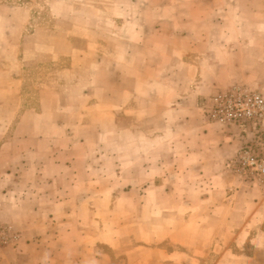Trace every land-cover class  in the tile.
<instances>
[{
	"label": "rangeland",
	"instance_id": "rangeland-1",
	"mask_svg": "<svg viewBox=\"0 0 264 264\" xmlns=\"http://www.w3.org/2000/svg\"><path fill=\"white\" fill-rule=\"evenodd\" d=\"M226 1L0 0V123L12 129L31 112L26 130L43 138L27 171L38 205L51 208L19 218L3 206L19 235L3 248L18 245L25 221L43 232L46 264H264V184L226 164L239 193L200 198L212 194L211 171L202 184L197 164L156 151L131 113L133 103L146 107L133 87L143 98L166 80L147 62L165 31L180 30L174 18H211ZM3 191L6 205L20 202Z\"/></svg>",
	"mask_w": 264,
	"mask_h": 264
},
{
	"label": "crops",
	"instance_id": "crops-1",
	"mask_svg": "<svg viewBox=\"0 0 264 264\" xmlns=\"http://www.w3.org/2000/svg\"><path fill=\"white\" fill-rule=\"evenodd\" d=\"M225 6L211 18H174L180 30L165 31L158 40L162 51L147 62L150 67L162 66L166 80L156 81L152 91L143 98L135 96V87L131 90V99L146 101L145 109L136 108L133 103L131 113L133 117L136 115L138 126L146 130L148 144L163 156H180V164H197L202 184L203 178L208 177L203 171H211L213 179L208 180L212 194L200 193V198L207 200L239 193L234 185L241 184L229 174L226 164L253 136L248 137L239 127L230 128L210 121L202 100L234 83L245 84L264 94V0H229ZM169 21L171 24L173 19ZM42 112H34V115L41 117ZM27 113L31 114L28 110L19 113L12 129L4 131L0 123V199L8 198L3 189L13 198L16 194L20 197L19 204L15 205H6L1 199L0 209L3 206L15 209V216L19 218L50 216L51 208L44 210L38 205L43 197L33 196L34 184L38 181L31 179L27 171L39 164L37 148L43 138L36 129L26 130ZM45 136L52 139V132ZM126 138L119 136L118 141L124 143ZM136 146L139 143L132 138V153L137 151ZM46 182L50 183V189L55 185L51 179ZM29 195L32 196L28 198ZM49 199L55 202L57 198L51 195ZM33 201L35 203H30ZM20 231L21 239L16 247L0 250V264H46L44 247L38 238L43 232L25 221Z\"/></svg>",
	"mask_w": 264,
	"mask_h": 264
},
{
	"label": "built area",
	"instance_id": "built-area-1",
	"mask_svg": "<svg viewBox=\"0 0 264 264\" xmlns=\"http://www.w3.org/2000/svg\"><path fill=\"white\" fill-rule=\"evenodd\" d=\"M202 101L210 121L239 127L248 137L253 136L230 158L227 166L245 180L264 184V94L234 83ZM18 239L13 225L0 217V249L15 245Z\"/></svg>",
	"mask_w": 264,
	"mask_h": 264
}]
</instances>
